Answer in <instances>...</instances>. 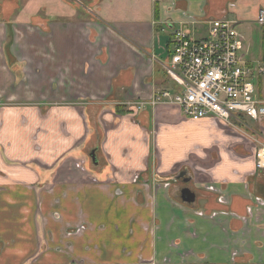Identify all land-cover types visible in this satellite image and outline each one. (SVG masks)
I'll return each mask as SVG.
<instances>
[{"label":"crops","instance_id":"crops-1","mask_svg":"<svg viewBox=\"0 0 264 264\" xmlns=\"http://www.w3.org/2000/svg\"><path fill=\"white\" fill-rule=\"evenodd\" d=\"M3 1L0 264H264L254 145L174 106L138 110L181 90L166 71L180 25L201 35L213 18L238 22L242 50L264 65V0H151L146 15L90 0L63 5L68 18ZM246 122L264 136V120Z\"/></svg>","mask_w":264,"mask_h":264},{"label":"built area","instance_id":"built-area-1","mask_svg":"<svg viewBox=\"0 0 264 264\" xmlns=\"http://www.w3.org/2000/svg\"><path fill=\"white\" fill-rule=\"evenodd\" d=\"M208 22L201 35L186 25L172 30L166 71L181 90H158L150 101L139 102L138 110L145 104L174 106L191 121L212 119L233 127L254 145L255 164L264 169L263 132L241 127L247 125V116L262 128L264 100L258 97L255 82L264 75V65L242 50L238 22L223 18ZM258 22L264 24V9Z\"/></svg>","mask_w":264,"mask_h":264},{"label":"rangeland","instance_id":"rangeland-1","mask_svg":"<svg viewBox=\"0 0 264 264\" xmlns=\"http://www.w3.org/2000/svg\"><path fill=\"white\" fill-rule=\"evenodd\" d=\"M41 3H44L46 5V9L48 8L50 12L54 13L57 18H68V16H71V13L64 12L63 5H69L70 9H74L73 7H77V5L84 7L85 5H90V0H38ZM1 3H6V1L0 0V5ZM15 5L17 4L16 1H14ZM151 0H112L113 6H122V4L126 5H139L141 7L142 12L144 15H146L147 9L149 12V7H150ZM98 4H103V10L106 12V0H100ZM98 4L93 6V11L99 15L101 18L106 19V18H114V13L106 15L104 14V11L100 8H98ZM107 16V17H106ZM201 32V31H200ZM247 58H250L247 56ZM256 85H258V81L255 82ZM247 121L249 120L250 122H256L250 117H247ZM220 124V123H219ZM255 126H258V123H254Z\"/></svg>","mask_w":264,"mask_h":264},{"label":"water","instance_id":"water-1","mask_svg":"<svg viewBox=\"0 0 264 264\" xmlns=\"http://www.w3.org/2000/svg\"><path fill=\"white\" fill-rule=\"evenodd\" d=\"M94 153H93V158H94ZM180 176V175H179ZM188 181V179H187ZM195 198H196V193L189 187H185L182 189V199L183 201L185 202H188V203H192L195 201Z\"/></svg>","mask_w":264,"mask_h":264},{"label":"trees","instance_id":"trees-1","mask_svg":"<svg viewBox=\"0 0 264 264\" xmlns=\"http://www.w3.org/2000/svg\"><path fill=\"white\" fill-rule=\"evenodd\" d=\"M158 1V0H157ZM157 4H159V1H158V3Z\"/></svg>","mask_w":264,"mask_h":264}]
</instances>
